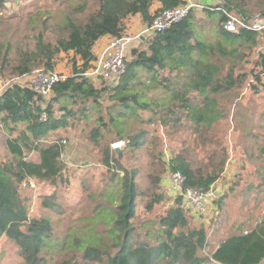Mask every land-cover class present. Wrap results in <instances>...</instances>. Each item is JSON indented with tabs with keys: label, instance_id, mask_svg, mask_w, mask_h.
<instances>
[{
	"label": "trees",
	"instance_id": "16d2710c",
	"mask_svg": "<svg viewBox=\"0 0 264 264\" xmlns=\"http://www.w3.org/2000/svg\"><path fill=\"white\" fill-rule=\"evenodd\" d=\"M154 1L161 4L157 13L176 8L187 0H98L84 20L67 17L61 29L64 36L55 43L46 41L44 32L39 31L33 50L19 45L15 57H10L7 45L2 52L3 77L29 75L35 67L53 71L61 53L72 52L82 62L79 69L73 67L72 75L65 81L53 86L47 102L32 89L17 85L0 95V128L8 135L5 144L9 155L0 161V238L6 237L16 245L23 264L264 262V218L256 221L246 234L233 228L210 255L204 253L207 246L204 225L190 226L193 219L181 206L179 197L163 215L136 227L137 169H124L114 159L110 145L101 146L104 134L113 133L115 139L124 143V149H139L147 133H126L124 124L128 120L142 121V114L148 116L146 123L175 131L185 126L211 128L224 118L211 97L232 90L245 78L244 74L235 77L232 68L223 74L220 60L237 55L238 47L257 46L255 33H227L221 29L225 16L204 8L199 11L217 21L218 28L217 32L210 30L217 37L208 43L194 25L197 20L193 10L180 22L153 34L145 48L133 49L130 59L125 60V72L116 83H106L100 89L94 87L81 74L94 60L92 49L96 42L105 36L122 34L128 17L139 15L142 23L150 25L156 14L149 13ZM7 2L0 0V10ZM219 6L243 17L264 15V0H221ZM77 11L82 13L84 8ZM214 14L217 17L212 19ZM255 67L259 73L254 80L264 92V52L258 54ZM252 89L258 93L256 86ZM102 101L108 103L104 108ZM43 113L47 115L46 121L41 120ZM56 113L60 116L56 117ZM68 118L79 122L93 120L95 126L88 139L100 148L99 163L112 174L108 189L99 193L93 211L76 218L66 237L53 244L50 220L28 216L20 187L29 179L44 185L63 181L65 141L53 139V134L68 126ZM31 154H36L38 160L29 159ZM224 165L222 158L216 165L211 164L210 170L192 169L185 155L177 153L167 166L169 172L185 178V188L205 191L220 183ZM150 184L151 193L144 207L147 212L165 199L160 193L161 178L151 177ZM41 207L56 213L61 209L54 196L42 197ZM51 244L55 249L49 248Z\"/></svg>",
	"mask_w": 264,
	"mask_h": 264
},
{
	"label": "rangeland",
	"instance_id": "374dc122",
	"mask_svg": "<svg viewBox=\"0 0 264 264\" xmlns=\"http://www.w3.org/2000/svg\"><path fill=\"white\" fill-rule=\"evenodd\" d=\"M97 3L98 0H8L0 10V59L7 45H10V57H15L16 47L19 45L29 46L33 50L34 37L39 31L44 32L46 41L55 43L64 36L61 29L67 17L80 22L96 8ZM82 7L84 12L77 11ZM193 15L197 20L193 19L200 37L203 35L208 43L214 42L217 37L215 32L218 31L217 21L210 20L199 10L194 11ZM216 17L214 14L212 19ZM211 29L215 32H210ZM135 45L140 49L138 43ZM132 50L133 47L127 52L126 60L130 59ZM261 52H264V40L259 38L256 47H238L237 55L220 60L223 74L232 68L235 77L244 74L245 78L232 90L211 97L216 100L218 109L224 115L211 128L204 130L202 127L193 129L185 126L175 131L146 123L147 114L141 115L142 121L125 122L126 133H147V138L139 149L126 150L122 146V163L115 159L112 152L114 159L123 168H135L138 172L136 182L139 198L134 219L136 227L154 220L174 206L175 199L168 196L166 184L161 183L160 193L164 194L165 199L150 212L144 208L151 193V177L159 176L161 180L166 177L168 161L177 153L185 155L192 169L203 171L210 170V165H216L222 158L225 160L224 175L219 181L222 183V197L216 202L219 215L214 221L204 218L190 220L191 227L204 225L207 233L206 255H210L233 228L249 231L254 227V221L264 209V92L254 80L259 73L255 63ZM81 65L80 58L72 52L61 53L55 61L53 71L69 77L73 73V67L79 69ZM38 68L43 69L35 67L33 70ZM14 78L17 77H3L0 74V82ZM262 82L264 83V77ZM20 84L28 86L29 81ZM105 84L106 82L101 81L93 83L98 89ZM253 86L257 87V94L252 89ZM107 105L106 101H102L103 108ZM246 113H252L249 120L245 117ZM59 116L56 113V117ZM92 116L95 119L96 112ZM66 121L68 126L53 134V139L65 141L62 157L65 165L63 181L57 180L53 185H44L31 180L34 188L20 187L28 216L50 220L53 244L66 237L76 218L93 211L99 193L108 189L107 183L112 174L99 163L100 148L88 139V133L95 126L93 120L79 122L68 118ZM104 137L101 146L109 144L111 147L114 143L121 142L115 139L113 133L104 134ZM7 138L8 135L0 128V161L9 157L5 144ZM29 159L37 161L38 156L31 154ZM44 196L55 197V202L61 208L58 213L41 207ZM49 248L55 249L52 244ZM0 264H23L18 248L6 237L0 240Z\"/></svg>",
	"mask_w": 264,
	"mask_h": 264
},
{
	"label": "built area",
	"instance_id": "2783aa9c",
	"mask_svg": "<svg viewBox=\"0 0 264 264\" xmlns=\"http://www.w3.org/2000/svg\"><path fill=\"white\" fill-rule=\"evenodd\" d=\"M204 8L221 12L225 16V20L221 24L223 31L230 34L248 31L255 33L261 40H264V15L243 17L235 13L227 12L219 5L207 7L193 0H187L184 4L176 8L157 12L153 17L152 23L146 25L144 30L137 35L122 33L117 37L109 36L107 43L100 49L94 57V60L89 63V66L81 74L82 77L92 83L96 81L109 84L116 83L125 72L127 52L131 47L134 48V44L140 43L141 37L162 32L186 18L191 11L202 10ZM66 79L67 77L62 73L45 71L44 69L38 68L33 70L29 75L0 82V95L4 91L17 85L32 89L47 102L51 97L53 86ZM26 81H29L28 86L20 84V82ZM46 119L47 115L43 113L41 120L46 121ZM161 183L166 184L168 196L173 199L180 198L181 206L190 213L192 218L201 220L204 218L205 220L210 219V221L216 220L219 215L216 197L214 196L216 184L205 191L198 188H185V178L180 173L169 171L167 176L162 178ZM27 186L30 188L35 187L31 182H28ZM262 218H264V209L260 211V217L254 223ZM244 233L246 234L247 230H244Z\"/></svg>",
	"mask_w": 264,
	"mask_h": 264
},
{
	"label": "crops",
	"instance_id": "0c3cea01",
	"mask_svg": "<svg viewBox=\"0 0 264 264\" xmlns=\"http://www.w3.org/2000/svg\"><path fill=\"white\" fill-rule=\"evenodd\" d=\"M199 4H202L204 6H217L221 3V0H193ZM161 8V4L158 1H154L150 7L149 13L150 15H154L156 13V11H158ZM146 24L142 23L141 17L139 15H136L134 17H128L125 21H124V30L123 33L124 34H139L141 33L144 28H145ZM152 35H145L143 37H141V42L138 43L139 47L138 48H145L146 47V42L148 41L149 38H151ZM109 36H105L101 39H99L96 44L94 45L93 49H92V54L95 57L98 52L100 51V49L107 43ZM259 39V37L257 38ZM137 45L134 46L133 49H137L136 47ZM81 63V61H80ZM250 116H252V113H246L245 117L249 120ZM32 179H29L28 181H26L25 183H23L22 187L25 188L27 187L28 182H31ZM168 193V192H167ZM3 237L0 238V240H2Z\"/></svg>",
	"mask_w": 264,
	"mask_h": 264
},
{
	"label": "water",
	"instance_id": "95a60500",
	"mask_svg": "<svg viewBox=\"0 0 264 264\" xmlns=\"http://www.w3.org/2000/svg\"><path fill=\"white\" fill-rule=\"evenodd\" d=\"M123 144L121 142L114 143L111 148L112 152L114 153L115 159L120 163L123 162V155H122V148ZM125 169V168H124ZM214 196L216 199H219L222 197V183H217V185L214 188Z\"/></svg>",
	"mask_w": 264,
	"mask_h": 264
}]
</instances>
